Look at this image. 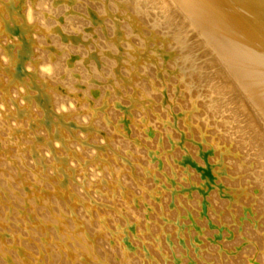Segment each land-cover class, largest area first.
Returning <instances> with one entry per match:
<instances>
[{"label":"bare ground","instance_id":"obj_1","mask_svg":"<svg viewBox=\"0 0 264 264\" xmlns=\"http://www.w3.org/2000/svg\"><path fill=\"white\" fill-rule=\"evenodd\" d=\"M172 2L0 0V184L9 183L0 204V264H85L103 245L109 249H102L97 264H106V255L118 264H184L174 245L188 255L192 234L185 230L196 222L168 202L169 196L181 200L183 191L174 192L165 173L158 192L152 191L160 175L151 170L154 153L172 137L168 122L179 125L183 152H189L184 139L199 137L196 150L213 171L210 190H201L204 200L227 195V213L242 212L250 202L256 204L250 213H264V0L177 1L187 30L197 31L198 55L182 44L186 34L172 40L169 34L180 28L169 32L171 24L162 21L172 17ZM138 5L151 17L148 26H163L160 36L161 27L154 34L143 30ZM89 26L86 35L82 28ZM167 74L180 80L172 94ZM184 107L186 114L180 113ZM153 111L163 117L150 125ZM140 128L152 142L142 139ZM18 183L35 195L30 214H39L34 225L46 232H29L27 216L19 215L14 235L19 204L11 197ZM53 197L60 203L50 219L40 210L48 213ZM75 208L85 216L72 221ZM258 241L257 264H264ZM41 242L46 248L37 250ZM196 243L188 241L197 255ZM210 264L256 263L246 255Z\"/></svg>","mask_w":264,"mask_h":264},{"label":"rangeland","instance_id":"obj_2","mask_svg":"<svg viewBox=\"0 0 264 264\" xmlns=\"http://www.w3.org/2000/svg\"><path fill=\"white\" fill-rule=\"evenodd\" d=\"M135 1H140V0H135ZM169 1L170 0H166V1L165 0H160L161 3L167 4V6H169V5L171 6V4H168V3H171L172 1H173L172 3H174V1H175L176 4L175 3L172 4L173 5L172 8L173 7H176V8H173L174 11L170 15L172 17H169V19L168 18L165 19L166 21L164 20V18H162L163 19L162 21H164V23L166 22V24H169V25L171 24L170 26H167V28H166L168 31L169 30L170 31L172 30L171 32H173V29L176 27L177 29L175 28L174 31L175 30L177 31L180 28L179 30L180 31H183L184 33L180 32V31H177V32H173V33H170L169 34L170 31L169 32L167 30L166 31L168 32V34L171 37L174 36L172 38V40H175L179 36V33H180V36H182L183 34L184 35L186 34L185 35L186 36L185 42L182 43V44L184 45L186 43L184 45L185 47L187 45L186 49L187 50L188 49H193V52L198 55L201 52V48H198V45H199L200 42H198L199 40L196 39L195 36H194L195 35V32H197V31L196 30L195 31L194 30H192V31H188L187 30V29L190 30L189 27L187 28V23L185 22V21H188V20H187V18H186L185 15H182V13L178 11V10H180V8L177 5V3H178L177 1H180V0H177V1L176 0H172L171 2H169ZM45 5L48 6V4H46V3H44L42 6L44 8H46L47 6L45 7ZM176 9H177V11H178V13H179L180 16L178 15ZM136 11L138 13L139 18H141L143 21L145 20L144 22L147 24V25L145 24V26H143V30L146 29L148 32L150 31L152 34H154L155 32L153 33V31H156L155 28L158 30L161 27V26H156L154 23H153L154 24L153 26H155L154 28H153L152 24H150L148 26V21H146V20L150 19L151 17L150 16L148 17V15H146L144 13V11H142V7L141 6H139L136 9ZM142 15H143V17H142ZM85 17H86L85 19H87L88 25H90V26L92 24L93 25H96V23H91L88 20V19H90L88 15H85ZM168 20H169V22H168ZM87 22H85V24ZM89 22H90V24H89ZM149 22H151V20ZM161 24H163V23H161ZM172 24H173V26H172ZM182 25H183V27H182ZM90 26L89 27H84V29L82 28V31L84 33L88 32L87 30L90 28ZM148 27H150L149 30H148ZM151 27L154 30L151 29ZM162 27L157 31L158 32V35L163 30ZM184 27H186L185 29L187 31H184ZM147 31H145V32L148 33ZM146 33H144V35ZM151 33H148V35L150 34L149 36H151ZM172 34H173V36H172ZM86 35H87V33H86ZM158 42L159 41H157V43ZM170 42H172V41H170ZM187 42H189V44ZM137 43H138V40H137ZM160 44L161 43L159 42L158 45H160ZM190 44H192V45H190ZM154 46H157V45H154ZM170 46L171 45H169L168 48ZM188 46H190V47H188ZM195 46H196V48H195ZM168 64H169V62H168ZM171 65L172 64L170 62L169 66L168 65L167 66L169 68H171ZM156 66L158 67L159 65H156ZM177 67H178V65H177ZM164 75H166V74H164ZM143 78H147V76H144L143 75ZM170 78L173 79V80H170ZM164 79H165V81L166 80L169 81V88L171 86V88H170L171 89L170 90L171 92H169V93L170 94L174 93L173 87H176V86L179 85V83H180L179 77H177L175 75H172V74H167V77L165 78V76H164ZM174 80L177 81V83L174 82ZM96 82L98 84L101 83L100 80L99 81L97 80ZM161 84H163V82ZM81 86H82V88H86L85 87L86 86L85 84H82ZM176 91L179 92V90H176ZM194 92L195 91L193 90V93ZM154 104H156V105L159 104L160 105L161 104V101H155ZM69 105H70V107H73V105L71 103ZM146 107H150V104H147ZM188 109L189 108H185L184 107V108L180 109V113L186 114L189 111ZM150 114L152 115L151 116V120H150L151 121L150 122V125L154 124L157 121V115L158 114L161 115V116L159 115V117H163V113H160V112H154L153 111ZM154 117H156V118H154ZM145 118H146L145 120H149V117L148 116H146ZM136 119H139V117H137ZM175 123L174 122L173 123L168 122V124H167L168 133H170V135L172 136L169 139V141L167 140L165 142V145L163 147L157 149L158 152L156 151L155 148L154 149L153 148H150V150L156 151L154 153L155 162L152 161L154 163V167L155 168L152 167L154 169H151V170L152 171H155V173L159 172L158 174H160V175H157L159 182H153V186H152L153 189H152V191H155L157 193L158 192L157 191L158 188H160V186H161V182H164V181L166 183H169V186L170 187L171 186L174 187L173 188V190H175L174 192H176V193L178 192L179 193V191L182 190L183 192H181V193H183V195H184L183 198L181 200H178L177 201V199L176 198L174 199L173 196H169L168 202L171 199L170 200L171 202H169V205L170 206L172 205L173 208H175V207L178 206V209L180 208L179 209V211H180L179 213H181V216L182 217L185 216L184 218L188 220V215H190L193 218V220H195V222H196L195 223V227H193V228L190 227L189 228V231H188L187 227L190 224L189 223L188 224L187 223L185 224V227L187 229V230H185V233H187V235H189V234L191 235L192 234L191 235V238H189V239L186 238V244L189 247L188 248V250H189L188 251V255L187 254H184V253H182L180 251L179 245H178V249H176L177 246L174 245L175 250H177L178 251V255H180L179 257L182 258V262L184 264H198V263L201 264L200 263V260L201 259L198 256L202 255V253L205 250L206 253L204 252L205 254L204 253L203 254L206 256L205 259H207V260H203L204 264H210L213 261L218 262V260H221V259H224L226 262H228V259H230V258L234 259V261L236 260V262H237V261H241L242 258L245 257L246 255L248 257V262H250V263H256L257 264L258 259L260 258L261 254H262V250H260L259 248H255L253 245L258 246L257 243H259V241H258V239H259L262 242V243L260 242L259 247H263L264 246V213H261V214H259V213H250L252 211L251 209H252L253 205H256L253 202L252 203L251 202L248 203V206L245 207L246 209L244 208V210L242 212L239 210L238 213H227L226 211L229 208V203H228V200H227V197L228 196L227 195H226L227 196L226 197L225 195L224 196L223 195L222 196H215L214 194H208L207 195V199L206 200L203 199V194L201 193V190H203L204 192H207V190L208 191L210 190V188H211L210 186H212L211 174H212L213 171L210 170L209 168L206 170V168L204 167V163L202 162V160H201V158L199 156L198 150H196V148L198 149V146L200 147V145H198V143H199V137L198 136L194 135V139H192V140L191 139H184L185 141L188 140V142H187L188 145L187 146H188V151L189 152H187V153L186 152H183L184 150L180 146L181 145V142L183 140L181 138V136H180L181 130H180V127H179L178 124L177 125H174ZM139 131L140 132L141 131L143 132L142 128H140ZM155 131L156 130H154V132ZM141 134L143 135L142 136V139H144L146 142L147 141L148 142H152V140L154 139L153 135L151 137H147V136H145V132H143ZM55 145L57 146L58 143H55ZM165 146H166V148H164ZM191 147H193V148H191ZM146 148L147 147L144 146V149H146ZM147 157H148L147 154H144L143 157H142V159L143 158L144 159H147ZM162 159H163V161L165 163L162 161ZM156 160H160V161H156ZM152 162H150V163H152ZM157 164H158V166H157ZM139 166L140 167H143L142 164H140ZM163 167L165 169L164 171H163ZM90 170H92V169H90ZM175 172L177 173V175L175 174ZM218 172H219V170L218 171L216 170V175H218V176H223L224 175V173L222 171L219 172L220 174ZM164 173L167 174L169 177H171L170 178V181H167V180H164L163 181L161 179V178H163V174ZM91 179H93L92 176H91ZM212 179L213 180L215 179L214 181H216L219 178H216V176H214V178H212ZM8 184L9 183H1L0 184V191H1L0 192V204L2 205L4 203L1 206V208H3L5 206V203H6V200L4 201V199H5L4 197L6 195V190H4L2 188H4L3 186L8 187ZM66 185L67 184H60V185L58 184L59 187H66ZM26 188L27 187L24 186V185H22L21 183L16 184L15 185V191L12 194L13 197H11V200L13 199L12 202L14 204H19V208H15L16 213H13L14 214V218L13 219L15 220L14 221L15 223L12 226V229L15 230V231H13V233L14 232L16 233V230H18V220H20V216H23V215H26L27 218H28L26 222L28 223V226H29V232H31L33 234L36 233V232H38V231L39 232H42V233L43 232H46V227L45 226H43L42 228H37L34 225L35 222H37V221L39 222L40 221L39 220L40 217H39V214L38 213L37 214H33L34 216L30 214V211H31L30 208L34 204V197H35V195L30 194L27 190H25ZM16 195H17V197H16ZM51 199H52V202H51L52 206L47 205L48 206L47 209H49V212L48 213L46 212V214H45L44 213V209H42L40 211L43 212V215L46 218L49 217L50 219H53L54 218L53 216H54V214L56 212V207L60 203V198H57V197L54 198L53 197ZM172 202H174L175 204L172 203ZM177 202H178V204H177ZM68 204L69 205L71 204V199H69ZM249 204L250 205L252 204V205L250 206ZM67 208H69V207H67ZM248 209H250L249 210V213H248ZM18 210H20V211L17 212ZM60 210L58 212H60ZM123 212H124V210H123ZM70 215L74 219L72 221H75V219H76L77 216H80V218H82V217L85 216V214L83 213V209H81V208H75V213H71ZM256 215H258V216H256ZM219 224L221 226L222 225L223 226L221 227ZM249 225H250V228L247 229L248 228L247 226H249ZM240 227L241 228L243 227L242 228V232L243 233H241V228ZM219 229H220V235H221L220 238L221 239L218 238V236H219V233H218ZM230 229L233 230V231L230 232L231 231ZM223 230H225V231H223ZM257 230H259L258 231L259 233L257 232ZM96 231H95V234H96ZM221 231H223L224 233H221ZM225 232H226V234H225ZM233 232L234 233H239V234H234ZM255 232H257V233H255ZM15 233H14V235H15ZM215 234H216V236H215ZM224 234L226 236H224ZM200 235H201V237H199ZM258 235L260 236V238H258ZM261 236H262V239H261ZM131 237L134 239V236L131 235ZM256 237L258 239H255ZM216 238L218 239V241L216 240ZM87 240H89V239H87ZM187 240L188 241L191 240V242L195 241V243L197 242L196 245H198V248H199V249L198 248L196 249L197 250V255L194 252V250L192 249L193 246L192 245H189L190 242L188 244V241ZM219 240L221 242H224L223 243L224 245L222 243L220 244V241ZM209 241H211L212 243L214 241V243L212 245H209V244H211V242H209ZM104 242L105 243L106 242L109 243L108 241H104L103 240L101 242V244L103 245ZM216 242L217 243L219 242V244H218L219 246L220 245H223L224 249L219 250V247H218V245H217ZM235 244H236V246H235ZM107 245L109 246V244H107ZM128 245L129 246L130 245L132 246L133 249H131V250L137 249V246H135L132 241L131 242L129 241L128 242ZM205 245H208V246H205ZM88 246H91V242H89V245ZM111 246H113V244H111ZM201 246H202V248L204 246L206 249L205 248L202 249ZM45 248L46 247H45L44 243L42 244V242L37 246V250H39V249L42 250V249H45ZM105 248H108L109 249V247H105L103 245L102 247H99L96 250H93V251L91 250L92 252L90 253V255L93 256V257H91V259L94 258V260H92L89 263H85V264H97V262H99V259L98 258H101V256L99 255V253L103 251L102 249L105 250ZM207 248H209V250ZM211 248L214 249V250L212 249V252L214 251L213 253L210 250ZM190 250H192V251H190ZM177 251H176V253H177ZM243 251L246 252V254L243 253ZM131 252L132 251H130V253ZM227 252H228V254H226ZM43 253H44L43 255H45V256L48 255L47 252H43ZM221 255H222V258H221ZM235 255H236V257H234ZM210 256L212 258L215 257V258H213L214 260ZM188 257H189L190 261H189V259H187ZM102 259H103V261H105L106 264H118L117 259L114 258L112 255L111 256L110 255L109 256L106 255V257H103ZM186 262H188V263H186ZM83 263H84V261H81L80 262V264H83Z\"/></svg>","mask_w":264,"mask_h":264}]
</instances>
